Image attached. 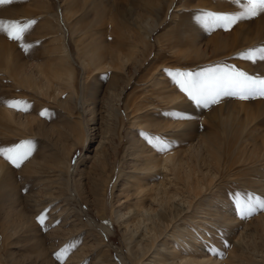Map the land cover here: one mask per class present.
I'll list each match as a JSON object with an SVG mask.
<instances>
[{
	"label": "rangeland",
	"instance_id": "obj_1",
	"mask_svg": "<svg viewBox=\"0 0 264 264\" xmlns=\"http://www.w3.org/2000/svg\"><path fill=\"white\" fill-rule=\"evenodd\" d=\"M248 9L0 4V264H264V96L197 104L180 87L213 70L264 81V9ZM166 157L179 172L155 171Z\"/></svg>",
	"mask_w": 264,
	"mask_h": 264
},
{
	"label": "snow or ice",
	"instance_id": "obj_2",
	"mask_svg": "<svg viewBox=\"0 0 264 264\" xmlns=\"http://www.w3.org/2000/svg\"><path fill=\"white\" fill-rule=\"evenodd\" d=\"M11 2L12 0H0V4H9ZM248 3V17L255 16L257 14L258 8L264 9V0H248ZM210 19L213 23L223 22L225 24H233L239 18L230 16H214L210 17ZM2 24L3 22L0 21V25ZM16 27L17 26L15 24L11 25V28L13 29H15ZM5 30L7 31V29ZM8 36L10 39L21 38L18 35H14L12 31H8ZM261 56L262 58H264V50H261ZM189 82L190 87H185V84L183 82L180 84V87L188 94L191 99L195 100L197 104H206L209 102V100H212V102H216L222 94L238 95L240 99H247L248 95L254 93H258L260 96H264V81L252 80L249 77L244 76L243 73H236L235 76H233L228 72L222 70H213L211 74L205 76L203 79L190 78ZM232 89H236V91H232ZM4 151L14 150H0V154H3ZM26 155L27 152L21 154V158ZM12 163H15L17 167L19 166L15 160H13ZM251 206L252 198L249 197L248 203L245 204L244 207L250 208ZM260 206L264 207V203L260 204ZM39 220L42 223L44 217H39Z\"/></svg>",
	"mask_w": 264,
	"mask_h": 264
},
{
	"label": "bare ground",
	"instance_id": "obj_3",
	"mask_svg": "<svg viewBox=\"0 0 264 264\" xmlns=\"http://www.w3.org/2000/svg\"><path fill=\"white\" fill-rule=\"evenodd\" d=\"M8 113V112H7ZM6 116H9V117H12L11 116V114L10 113H8V115H6ZM12 122H14V121H12ZM101 146V145H100ZM94 153H95V151H94ZM92 159L94 160L93 161V163H95V164H99L100 163V160H101V154H98L97 153V155H96V153H95V155H93V157H92ZM174 158L173 157H166L165 159H163L162 161H160V163L157 165V166H155V171L156 172H159L160 174H165L164 176H166V173L168 172V170H169V166H168V164L170 163V164H172V166L174 167V169H173V172H179V169H180V164L178 163V162H174ZM152 164V162H150V165ZM154 168V167H153ZM59 172V171H58ZM59 175V174H58ZM138 187V189L135 191V193L136 194H139V195H142V196H144V194H148V196L150 197V199H151V203H156L157 201H158V199H159V196H160V194H158L151 186H149V187H151V188H149V187H147L146 188V190L147 191H149L150 193H148L147 191H145L144 189V187H142V186H140V185H138L137 186ZM163 189H165V196H166V198H167V201L168 202H170L172 199H175V197L173 198V197H168L169 196V190H168V188H167V185H164L163 186ZM164 197V196H163ZM163 201V200H162ZM145 209H142L140 212H142V211H144ZM66 211V210H65ZM61 213H63V212H61ZM60 214V213H59ZM62 215V214H61ZM143 216H149V212H144L143 214H142ZM70 221H71V219H70ZM68 223L67 224H71L72 222H69V221H67ZM66 223H64V225H67ZM166 238H172V240L174 241H176V239H177V237L175 236V234L174 233H171V235H166L165 236ZM180 237V236H179ZM139 239H141L140 240V242H143L144 240H146V235H144L143 234V236L141 237V238H139ZM184 241H182L181 243H183ZM171 253H174V251H172ZM100 261H99V263L97 262V264H102V260L101 259H99ZM183 261L185 262V264H186V259H183ZM209 262H203V264H208ZM175 264V263H174ZM181 264H184V263H181ZM187 264H190V263H187ZM199 264H201V263H199Z\"/></svg>",
	"mask_w": 264,
	"mask_h": 264
}]
</instances>
